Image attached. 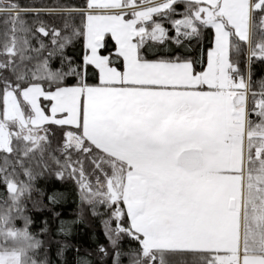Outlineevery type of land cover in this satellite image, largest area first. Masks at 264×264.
Segmentation results:
<instances>
[{
	"label": "snow or ice",
	"instance_id": "obj_1",
	"mask_svg": "<svg viewBox=\"0 0 264 264\" xmlns=\"http://www.w3.org/2000/svg\"><path fill=\"white\" fill-rule=\"evenodd\" d=\"M44 14L68 17L71 35ZM76 15L79 26L70 23ZM0 17V184L9 193L0 202V264L26 259L10 245L33 240L23 204L43 195L34 185L45 169L72 180L81 202L105 207L113 243L137 242L131 264H264V79L255 90L252 81L253 65L264 63V0L43 9L0 0ZM81 37L85 52L74 65L62 54ZM45 38L51 51L39 58ZM193 40L201 44L194 57ZM52 126L62 133L59 155L50 150ZM64 196L47 193L53 205Z\"/></svg>",
	"mask_w": 264,
	"mask_h": 264
},
{
	"label": "trees",
	"instance_id": "obj_2",
	"mask_svg": "<svg viewBox=\"0 0 264 264\" xmlns=\"http://www.w3.org/2000/svg\"><path fill=\"white\" fill-rule=\"evenodd\" d=\"M6 2V0H5ZM21 7H34V8H67V7H83L84 0H18ZM178 7H183L178 6ZM26 20L33 19L31 14L24 17ZM43 19L47 20L57 29L62 30L63 35H71V29H64L63 24L68 17L64 15L49 16L44 14ZM71 24L80 25V18L78 15L73 16L70 20ZM4 28L3 17H0V31ZM203 47H209V32L205 31L202 37ZM45 43L48 48L40 53L39 58H46L51 51V45L45 38ZM193 48V57L196 54L201 44L196 40L190 42ZM33 45L37 46L35 41ZM174 48V46H173ZM181 55L184 52L179 49ZM85 52V45L83 38L74 40L71 44L63 50V57H67L75 64L82 62V57ZM29 55H34L29 53ZM243 59V53L241 54ZM61 55H56L51 60L52 68H59L61 66ZM33 60L31 64L36 63ZM67 70V66H65ZM252 81L253 89L258 88L257 82L264 79V63H256L252 68ZM90 82L95 83V79ZM50 150L53 154L59 155L55 150L62 140L61 131L52 126V135L49 137ZM15 163V157L11 158ZM37 160L40 158L37 156ZM44 160L50 164L51 160L48 159V151L45 152ZM26 166L32 167L37 173L42 170L37 167L35 162L25 160ZM52 165V170H54ZM17 171H20L17 168ZM23 179V177H21ZM35 188L39 191L38 194L34 192L30 199L25 200L23 206L25 210L24 216L31 220L28 228V233L33 240H20L13 242L10 246L16 249H24L26 259L22 256L21 264H114V258L119 264H131L129 253L138 249L139 245L134 240L127 236H123L118 242L113 243L111 235L112 230L105 229L104 221L108 218V212L103 205L92 207L87 203L81 202L79 199V192L77 185L72 180L61 181L51 174V171L45 169L42 175H37L35 180ZM58 191L64 193V199L55 205L49 203L47 193ZM9 193L4 186L0 184V202L7 200ZM10 207V205H7ZM6 205L0 203V208H5ZM245 218V217H244ZM17 229L24 228V220L22 217H17L14 223ZM112 239V241H111ZM35 240L42 242L41 245L35 248L30 247ZM117 251L123 254L116 257ZM191 264V257H173L171 264Z\"/></svg>",
	"mask_w": 264,
	"mask_h": 264
},
{
	"label": "rangeland",
	"instance_id": "obj_3",
	"mask_svg": "<svg viewBox=\"0 0 264 264\" xmlns=\"http://www.w3.org/2000/svg\"><path fill=\"white\" fill-rule=\"evenodd\" d=\"M54 169H55V166H54ZM250 219H251V217L250 216H248L247 214H245V221H246V224H245V227H247L248 226V221H250ZM104 227H105V229H109V230H112L111 229V222L109 221V219L107 218L105 221H104ZM107 229V230H108ZM111 241H112V239H111ZM21 260V259H20Z\"/></svg>",
	"mask_w": 264,
	"mask_h": 264
},
{
	"label": "crops",
	"instance_id": "obj_4",
	"mask_svg": "<svg viewBox=\"0 0 264 264\" xmlns=\"http://www.w3.org/2000/svg\"><path fill=\"white\" fill-rule=\"evenodd\" d=\"M243 222H244V225H245L246 224L245 218H244V221ZM247 223H249V221Z\"/></svg>",
	"mask_w": 264,
	"mask_h": 264
},
{
	"label": "water",
	"instance_id": "obj_5",
	"mask_svg": "<svg viewBox=\"0 0 264 264\" xmlns=\"http://www.w3.org/2000/svg\"><path fill=\"white\" fill-rule=\"evenodd\" d=\"M5 136H7V133L5 132Z\"/></svg>",
	"mask_w": 264,
	"mask_h": 264
}]
</instances>
